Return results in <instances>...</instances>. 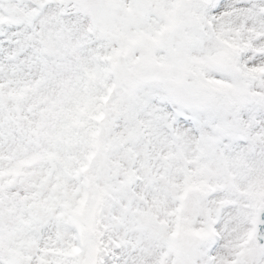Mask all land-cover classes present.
<instances>
[{
    "label": "snow or ice",
    "instance_id": "obj_1",
    "mask_svg": "<svg viewBox=\"0 0 264 264\" xmlns=\"http://www.w3.org/2000/svg\"><path fill=\"white\" fill-rule=\"evenodd\" d=\"M0 264H264V0H0Z\"/></svg>",
    "mask_w": 264,
    "mask_h": 264
}]
</instances>
